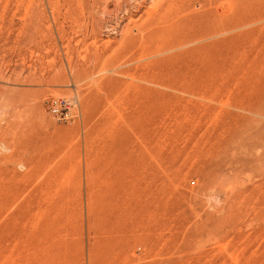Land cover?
I'll return each instance as SVG.
<instances>
[{
    "label": "rangeland",
    "instance_id": "obj_1",
    "mask_svg": "<svg viewBox=\"0 0 264 264\" xmlns=\"http://www.w3.org/2000/svg\"><path fill=\"white\" fill-rule=\"evenodd\" d=\"M0 264H264V0H0Z\"/></svg>",
    "mask_w": 264,
    "mask_h": 264
},
{
    "label": "built area",
    "instance_id": "obj_2",
    "mask_svg": "<svg viewBox=\"0 0 264 264\" xmlns=\"http://www.w3.org/2000/svg\"><path fill=\"white\" fill-rule=\"evenodd\" d=\"M73 102L69 99L55 101L50 106V111L53 115L59 117L60 119H67L70 115V110Z\"/></svg>",
    "mask_w": 264,
    "mask_h": 264
},
{
    "label": "bare ground",
    "instance_id": "obj_3",
    "mask_svg": "<svg viewBox=\"0 0 264 264\" xmlns=\"http://www.w3.org/2000/svg\"><path fill=\"white\" fill-rule=\"evenodd\" d=\"M233 28V27H232ZM229 29H231V28H229Z\"/></svg>",
    "mask_w": 264,
    "mask_h": 264
}]
</instances>
